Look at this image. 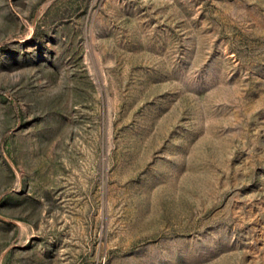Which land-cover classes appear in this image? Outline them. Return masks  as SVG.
<instances>
[{
  "label": "rangeland",
  "instance_id": "obj_1",
  "mask_svg": "<svg viewBox=\"0 0 264 264\" xmlns=\"http://www.w3.org/2000/svg\"><path fill=\"white\" fill-rule=\"evenodd\" d=\"M0 264H264V0H0Z\"/></svg>",
  "mask_w": 264,
  "mask_h": 264
},
{
  "label": "trees",
  "instance_id": "obj_2",
  "mask_svg": "<svg viewBox=\"0 0 264 264\" xmlns=\"http://www.w3.org/2000/svg\"><path fill=\"white\" fill-rule=\"evenodd\" d=\"M3 93V89L0 87V94H2Z\"/></svg>",
  "mask_w": 264,
  "mask_h": 264
}]
</instances>
